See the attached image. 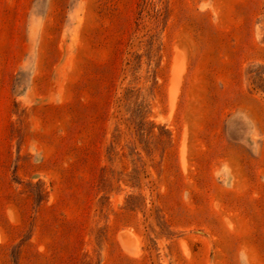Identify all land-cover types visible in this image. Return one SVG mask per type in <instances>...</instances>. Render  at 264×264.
Masks as SVG:
<instances>
[{
    "label": "rangeland",
    "instance_id": "374dc122",
    "mask_svg": "<svg viewBox=\"0 0 264 264\" xmlns=\"http://www.w3.org/2000/svg\"><path fill=\"white\" fill-rule=\"evenodd\" d=\"M0 264H264V0H0Z\"/></svg>",
    "mask_w": 264,
    "mask_h": 264
}]
</instances>
